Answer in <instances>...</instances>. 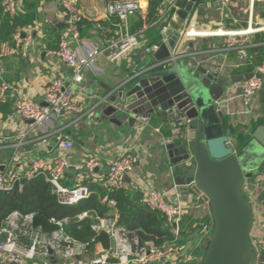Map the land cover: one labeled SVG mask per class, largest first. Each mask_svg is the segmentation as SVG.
I'll use <instances>...</instances> for the list:
<instances>
[{"label": "crops", "instance_id": "obj_1", "mask_svg": "<svg viewBox=\"0 0 264 264\" xmlns=\"http://www.w3.org/2000/svg\"><path fill=\"white\" fill-rule=\"evenodd\" d=\"M71 1L77 3L83 10V16L78 23L79 39L77 41L72 40L71 47L82 56L103 48L104 40L96 28V23L102 22L106 26L109 25L111 21L106 20L107 7L114 0ZM134 1L138 2L139 13L143 19L142 27L139 29L140 34H137L142 45L115 63H110L104 55L97 56L92 68L84 73L83 83L76 85L71 70L52 55V52L59 47V37L68 33L62 0H20L22 11L20 14L31 15L33 24L17 30L22 29L24 34L32 35L34 42L26 50L12 51L0 59V141L7 144L9 149H5L7 151L13 152L14 146L18 147V154L21 155L22 163L17 171L25 176V174L30 173L32 161L38 159L55 160L60 155V145L57 141L52 138L48 144H44L42 142L43 137L53 132L69 135L74 142V147L70 154L71 168L69 170L71 172H68V178L65 182L73 186L90 183L82 170L83 163L84 160L95 157L99 166L97 168L98 176L95 179L96 185L92 184L93 188L95 186L100 187L106 182L110 173L109 165L111 162L128 151L132 152L138 156V163L127 179L125 191L129 198V204L133 208H138L139 205L144 204L141 185L169 192V196L172 198L180 195L183 200L180 186L184 184V173L181 171L182 164L175 166L171 164L164 146L166 140L172 138L171 129L174 121L154 114L149 125L139 120L133 127L128 128L124 125H114L110 118L104 119L100 109L98 112L94 111L96 101L104 100L117 90L124 89L127 83L135 78L136 74L153 73V71L165 69L170 65L167 66L166 63L155 61L153 53L149 51L152 39L148 38L147 34L152 26L159 28L160 17L169 12L165 11L164 8L170 7L172 1L177 3V0H159L156 8L154 6L156 0ZM1 2L2 0H0V9L2 8ZM202 2L205 9L203 13L199 14L195 27H190L189 30L193 29L192 34L201 32L202 35H209V32L215 30L216 27L225 32L241 31L248 28L251 0L233 3L223 11L212 0H202ZM177 5L179 6V4ZM153 10H155L153 14L155 18L151 19L150 14ZM159 10L164 11L160 12ZM225 10H227V15H225ZM213 12H216L219 17L221 16L222 20L213 17ZM252 16V28H263L264 0L254 4ZM136 18V16L130 18L131 33H138L136 32L138 29H135ZM188 25L187 22L177 18L175 22L171 19L166 27H173L182 32ZM17 30L6 39L3 37L4 31H1L0 26V45L8 44L13 47V36ZM192 39L195 38L185 41L181 52L186 53ZM69 40H71L70 37ZM251 41L254 43V47L249 49V59L244 65H239L238 55L235 51H223L222 39L201 38L199 42L194 44L193 48L197 59L202 61L207 56L215 64V70L226 73L228 78L232 79L233 77L247 76V74L251 75L255 67L264 61V32L253 34ZM60 77L71 87L77 105L81 106L82 113L79 116V121L75 122L74 115H66L55 120L50 126L47 125L45 128L38 129L31 121L21 120L14 116L15 106L23 98H29L45 105V87L52 80ZM228 82L225 90L227 98L221 101L226 104L227 110L225 111L229 114L227 130L230 132L233 129L239 130L238 133L244 136L240 141H243L247 134L259 126H264V88L258 91L248 103H245L240 90L242 82L231 80ZM4 86L8 88L3 90ZM157 128L160 129V132L156 130ZM4 151L0 152V167H4L3 172L13 171V167H9L11 155ZM262 176H264V172L245 181L244 188L247 185L245 189L243 188L245 196L248 194L247 188H249L254 199L258 200L256 183ZM194 196L192 192H189L187 199H193ZM246 198L248 197L246 196ZM252 204L253 227L250 239L257 249L263 250L264 206L254 204V202ZM108 215L119 224V209L109 212ZM211 216V207L206 204L183 217L182 229L188 234L183 251H185L188 243H191L186 252L187 257L199 254L200 248L205 247L206 244L203 242L199 226L211 224L213 221ZM102 249L104 248L99 247L97 253ZM191 251L194 252V255L190 253ZM180 264H184V262L180 260Z\"/></svg>", "mask_w": 264, "mask_h": 264}, {"label": "built area", "instance_id": "obj_2", "mask_svg": "<svg viewBox=\"0 0 264 264\" xmlns=\"http://www.w3.org/2000/svg\"><path fill=\"white\" fill-rule=\"evenodd\" d=\"M220 10H224L228 6L243 0H212ZM262 0H251L250 5V21L246 30L241 31H223V29H215L208 34L202 35L201 32L192 34L193 29L186 31V40L190 38H207L215 37L223 40L224 50H233L238 55L239 65H244L249 59V49L254 47L251 41L252 35L258 32H264L263 28H252V12L256 2ZM4 15L11 18L17 17L21 11L20 0H2L1 2ZM64 15L68 25V33L59 37V47L52 52L55 59L66 65L72 72L74 84L79 85L84 81V73L92 68L95 64L97 56L104 55L110 63L120 61L129 53L142 45V41L136 33L130 31V18L135 12H139V4L134 0H114L107 7L106 20L109 25L106 26L102 22L96 23V28L104 40V47L96 49L85 56L78 53L71 47V41L79 39L78 23L83 16L82 8L71 0H62ZM179 6L172 1L170 7L164 8L165 11H172V21L175 22L176 12ZM164 10H159L163 12ZM171 28V27H170ZM169 27H164L161 35H164ZM200 34V35H199ZM69 37L71 40H69ZM14 46L8 44L0 45V59L7 56L10 52H21L26 50L33 44V37L30 34H24L21 30L13 36ZM162 42H167L163 39ZM160 48L159 45H153L149 49L151 53L156 52ZM195 56L194 49L189 56ZM176 57L172 56L169 61ZM168 62V61H167ZM161 62V63H167ZM8 87L4 86L3 90ZM264 88V61L257 65L254 72L247 81L240 85L245 103L260 90ZM45 105L35 102L29 98H23L17 102L14 109V116L21 120L33 121L38 129L51 125L55 120L61 119L66 115H74L75 122L79 121L82 113L81 106H78L73 96V91L62 77L52 80L44 90ZM1 104V98H0ZM179 116L176 114V119ZM140 121L149 125L151 119L140 116ZM175 120L173 123L172 138L167 139L166 143H171L174 137L183 133L180 124ZM160 132V129L157 128ZM56 140L60 145V155L55 160L38 159L30 164V173L25 176L17 171L21 166V155L18 154V147L14 146V151L10 152L7 144L0 141V152L6 151L11 155L10 168L13 171H0V193L11 192L15 189L22 192L25 182L32 181L38 177L44 178L45 182L50 186L49 191L56 199L59 206H75L82 200H86L94 194L92 186L96 185L95 179L97 168L99 166L97 158L90 157L84 160L83 171L90 183L75 185L69 187L65 180L68 178V171L71 168L70 154L74 147V142L69 135L53 132L43 137L42 142L48 144L50 140ZM9 150V149H8ZM4 151V152H5ZM138 163V156L132 152H126L118 157L109 165V176L106 182L100 186L106 190L101 196L100 202L109 212L116 211L118 208L117 201L111 197L114 192L125 190L127 179L134 171ZM258 190V200L254 199V195L248 190L247 200L250 204H260L264 206V176L256 183ZM247 186V185H246ZM245 186V188H246ZM143 188V203L152 211H159L165 217L167 224L173 228L175 240L172 243L156 248L154 245H140L138 240H131L130 232L126 227L119 225L110 215L99 217L98 214L90 216L88 212L78 217V222L85 218L93 217L99 221L93 225L96 233L105 232L112 245L109 249H102L94 258H90L87 253V244H81L73 240L67 233L64 226L69 219L64 218L58 220L52 218L50 222L59 229L48 232L41 227L35 225L36 213H23L19 210L11 212L4 223L0 226V264H108L110 259H116L118 264H158L170 263L180 264L190 261H198L200 254L195 256H186L183 249L177 244L182 232V220L185 214L205 206L199 196L193 199L182 200L180 195L172 198L169 192L159 190L150 186L141 185ZM244 188V189H245ZM208 205V204H207ZM253 206V204H252ZM212 217V216H211ZM213 221L211 224H205L201 229L203 242L206 244L205 249L209 245L213 232ZM257 256L264 251L257 249L254 245Z\"/></svg>", "mask_w": 264, "mask_h": 264}, {"label": "water", "instance_id": "obj_3", "mask_svg": "<svg viewBox=\"0 0 264 264\" xmlns=\"http://www.w3.org/2000/svg\"><path fill=\"white\" fill-rule=\"evenodd\" d=\"M204 9L202 0H180L176 16L189 25L182 32L169 28L159 37L167 42L153 53L156 62L168 61L170 65L153 73L136 74L124 89L96 101L94 111L100 109L104 119L128 128L139 122L140 116L152 119L154 114L180 124L183 133L165 143V150L172 165L182 164L183 200L189 192L199 196L210 205L214 224L200 259L184 264H264V251L257 256L250 239L253 206L243 193L245 181L264 172V126L247 134L243 141L231 139L229 114L221 102L227 98L229 80L244 82L251 75L229 79L226 73L215 70L207 56L202 61L189 56L199 37L192 39L186 53L181 52L186 31L195 27ZM172 56L176 58L169 61ZM190 246L188 243L185 253ZM108 264L118 261L110 259Z\"/></svg>", "mask_w": 264, "mask_h": 264}, {"label": "trees", "instance_id": "obj_4", "mask_svg": "<svg viewBox=\"0 0 264 264\" xmlns=\"http://www.w3.org/2000/svg\"><path fill=\"white\" fill-rule=\"evenodd\" d=\"M160 1L156 0L154 6L158 5ZM176 4L180 3V0L176 1ZM155 10L150 14L151 19ZM173 10L166 12L164 16L160 17L159 28L152 26L148 30L147 37L152 39L151 47L161 43L159 38L160 31L168 25L171 21V15ZM133 16H136L137 22L135 23L136 34H140L139 29L142 27V20L140 13L135 12ZM33 24L31 15L20 14L15 18H10L6 15L3 16L2 8L0 9V26L1 31H4V38H9L18 28L26 27ZM179 125V124H178ZM239 130L233 129L231 135L233 138L244 136L238 133ZM87 184V183H83ZM50 186L45 182L44 178L38 177L32 181L25 182L22 192L17 189L0 193V226L4 225L7 216L15 211L19 210L23 213L35 212L36 219L35 225L41 227L48 232H53L59 228L53 225L50 220L56 218L63 220L69 219L68 223L64 226L66 233L76 242L81 244H87V253L90 258H94L97 255L99 247L109 249L110 239L105 232L101 234L96 233L93 230V225L99 223V221L93 217L98 214L99 217L107 216L109 209L101 204L100 198L106 192L102 187L95 186L94 194L86 200H82L75 206H59L56 199L51 195L49 191ZM118 203V209L120 211L119 225L126 227L130 232L131 240H138L139 244L144 246L146 243L153 244L156 248L162 247L165 244L172 243L175 240L173 229L167 225L166 217L159 211L155 212L146 207L144 204L139 205L138 208H133L129 204V198L125 190H119L111 194ZM88 212L90 216L78 222V217L83 213ZM204 227V226H203ZM201 225L199 228H203ZM198 229V228H195ZM188 234L182 229L181 236L177 241V244L183 249L186 245V238Z\"/></svg>", "mask_w": 264, "mask_h": 264}, {"label": "rangeland", "instance_id": "obj_5", "mask_svg": "<svg viewBox=\"0 0 264 264\" xmlns=\"http://www.w3.org/2000/svg\"><path fill=\"white\" fill-rule=\"evenodd\" d=\"M259 5H261V4H259ZM216 11H218V10H216ZM225 15H227V10H225ZM213 17L217 18V20H219V19L222 20V17H221V16L219 17L218 14H216V12H213ZM220 23H221V22H220ZM254 28H258V27H254ZM67 185H68L69 187H73V185H70V184H68V183H67ZM198 252H199V254H200V253L203 254V253L205 252V248L201 247V248H200V251H198ZM190 253L194 255V252H193V251H191ZM194 256H195V255H194Z\"/></svg>", "mask_w": 264, "mask_h": 264}]
</instances>
